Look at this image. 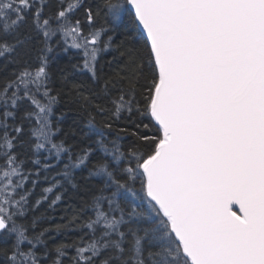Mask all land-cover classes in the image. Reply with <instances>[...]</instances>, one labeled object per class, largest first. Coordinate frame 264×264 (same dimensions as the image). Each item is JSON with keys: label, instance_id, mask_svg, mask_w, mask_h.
<instances>
[{"label": "snow or ice", "instance_id": "obj_1", "mask_svg": "<svg viewBox=\"0 0 264 264\" xmlns=\"http://www.w3.org/2000/svg\"><path fill=\"white\" fill-rule=\"evenodd\" d=\"M0 264H264V0H0Z\"/></svg>", "mask_w": 264, "mask_h": 264}]
</instances>
